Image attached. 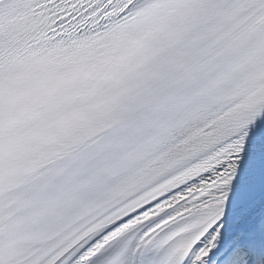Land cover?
I'll list each match as a JSON object with an SVG mask.
<instances>
[{
  "label": "snow or ice",
  "instance_id": "1",
  "mask_svg": "<svg viewBox=\"0 0 264 264\" xmlns=\"http://www.w3.org/2000/svg\"><path fill=\"white\" fill-rule=\"evenodd\" d=\"M0 264H264V0H0Z\"/></svg>",
  "mask_w": 264,
  "mask_h": 264
}]
</instances>
